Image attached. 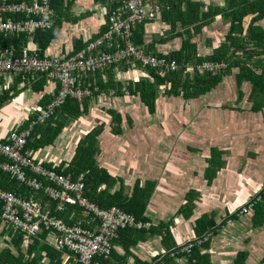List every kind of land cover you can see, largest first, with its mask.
I'll list each match as a JSON object with an SVG mask.
<instances>
[{
  "label": "crops",
  "instance_id": "obj_1",
  "mask_svg": "<svg viewBox=\"0 0 264 264\" xmlns=\"http://www.w3.org/2000/svg\"><path fill=\"white\" fill-rule=\"evenodd\" d=\"M194 1L202 4L201 12L208 8L219 10L213 22L191 40L199 56L209 55L221 44L229 29V21L223 15L227 11V0ZM71 13L77 22L62 23L42 55L72 52L75 40L84 42L106 25L107 8L93 0H76ZM250 18L245 19L246 28ZM142 23L144 49L170 55L181 48L183 41L176 35L181 29L171 31L161 20L160 11L153 20ZM255 25L264 29V18ZM5 41L8 46L13 45L10 39ZM23 43L18 47L24 46ZM28 47L38 49L33 38ZM136 70H141L136 80L148 76L137 65L136 69H129ZM118 73H115L118 81L114 80L124 87V79ZM236 75L237 69H232L209 93L190 100L157 91L152 114L138 96L101 94L89 102L87 112L78 118L65 121L67 116L62 114L37 127L62 130L52 144L29 145L31 149L27 148L26 153L35 162L55 166L65 173L79 141L93 129L102 127L97 136L95 164L113 180L110 193L120 191L129 198L136 185L144 188L147 182L153 183L143 213L146 226L131 236L119 233L109 259L103 260V264H235L240 256L245 257L244 264H264V221L259 225L253 223V209L235 213L264 189V140L254 143L261 153H254L255 149L253 153H245V156L257 155L260 159L246 158L239 164L242 155L236 153L237 127L243 125L244 119H249V124L264 128V107L259 112L251 111L252 85L248 81L238 84ZM224 87L232 89L233 93L227 94ZM56 90L55 82L43 78L31 81L9 73L0 74V140H5L14 129L26 128L31 115ZM222 101L228 102V106ZM260 113L262 117L257 120ZM116 115L119 119L113 129ZM261 136L264 139V131ZM38 137H41L40 132L36 134ZM247 144L251 143L244 142L243 146ZM236 155L239 159L231 160ZM104 187L101 185L100 189ZM40 203L55 211V205L44 196ZM200 219L205 223L198 224ZM207 233L211 234L209 240L189 254L169 256L173 249ZM18 236L0 219V253L8 250L15 257L21 252L24 260L35 261L33 264H71L54 248L51 231L41 229L27 242ZM132 237L134 244L130 242ZM31 244L37 246L28 253ZM9 259L1 257L0 264Z\"/></svg>",
  "mask_w": 264,
  "mask_h": 264
},
{
  "label": "built area",
  "instance_id": "obj_2",
  "mask_svg": "<svg viewBox=\"0 0 264 264\" xmlns=\"http://www.w3.org/2000/svg\"><path fill=\"white\" fill-rule=\"evenodd\" d=\"M53 0H0V74L20 75L31 81L43 77L55 82L57 90L49 102L34 112V119L26 128L14 129L5 140H0V171L10 180L31 190L23 197L0 186V219L27 242L38 235L41 229L54 234V248L66 259L80 264H101L111 255L112 241L120 229H142L146 226L134 216L112 207L99 208L85 196L84 175L57 172L55 166L46 167L35 162L25 151V145L34 125L50 118L67 100L81 102L92 90L85 81L88 75L102 72L119 64L149 68L158 72H173L179 69L174 59L156 56L143 46L133 43V28L144 20H153L160 11L159 0H110L117 2L108 19V29L94 40L88 41L81 50L61 51L52 55H40L36 48H29L37 32L49 31L55 22ZM65 2L67 0H64ZM71 1V0H68ZM102 5L104 4L96 2ZM25 36L22 47L3 45L5 38ZM224 61H204L196 66L188 65L186 72L219 73L227 69ZM135 67V68H132ZM39 79V78H38ZM128 94L126 87L121 88ZM53 202L55 211L41 205V197ZM249 199L237 214L253 209L254 200ZM66 205L76 206L87 219L89 227L81 223L66 224L56 213ZM56 212V213H55ZM211 237L210 233L188 240L173 249L169 256L189 254L202 246Z\"/></svg>",
  "mask_w": 264,
  "mask_h": 264
},
{
  "label": "trees",
  "instance_id": "obj_3",
  "mask_svg": "<svg viewBox=\"0 0 264 264\" xmlns=\"http://www.w3.org/2000/svg\"><path fill=\"white\" fill-rule=\"evenodd\" d=\"M75 1L76 0H67L65 2L64 0H53L51 2L55 17L53 27L49 31L37 32L33 36V42L38 45L40 55H42L43 51L55 39V33L60 29L62 23L77 22L76 17L71 13V8ZM97 1L104 4L105 10L107 8V15L105 17L106 25L102 27L100 32L93 34L84 42L80 39L75 40L72 46L73 51L71 53L81 50L85 47L88 41L94 40L100 33L108 29V19L111 10H114L118 3L110 0H93V2ZM159 4L161 20L169 26L171 31L181 29L176 35L182 39L183 43L178 51H173L170 55L152 53L149 49L145 50L158 57L165 56L168 59H174L179 66V69L173 72H158L149 68H143L148 76L139 77L136 81L129 82L126 87L128 94L130 96H138L139 101L147 108L148 113L152 114L154 112L157 91L160 92V90H162L163 92L161 91V93L166 96H181L184 100L194 99L209 93L224 79L225 76L230 74L232 69H237V83L240 84L243 81H248L252 85L249 97L252 104L251 111L259 112L264 107V58H261V56L264 55V29L255 24L264 18V0H227L225 8L227 11L223 12V15L229 21L228 32L221 44L214 48L211 54L202 56L197 54L196 45H194L195 43L191 40L195 35L200 33L202 28L213 22L214 16L219 13V10L208 8L206 12H201L202 4L194 0H159ZM249 16H251V18L246 28L245 19ZM135 27L132 31L131 40L137 45H142L141 36L143 23H139ZM5 39H10L11 43L16 47L21 46V42L26 43L27 41L25 36ZM5 39L2 43L3 45H8ZM249 47H252V49ZM204 61H224L228 66L226 70L219 73H197L195 69L191 73L186 72V67L188 65L196 66ZM129 69V65L119 64L102 72L88 75L85 78V81L90 83L92 87H97V89L92 90L91 94L83 98L81 103L75 100H67L50 118L34 125L25 145V151L28 150L27 148H30L29 145L31 144H34L35 147L52 144L62 130L60 127H57L56 129H37L41 124L52 122L53 119L62 114L67 116L65 121L76 119L80 115L86 113L89 107V102L96 99L101 94L122 97L124 95L121 90L122 85H120V82L116 83L114 77L116 72ZM138 69H141V67ZM15 76L29 80L20 75ZM38 78L40 79L43 77H37L36 79ZM116 84H118V87ZM50 99L46 101L49 102ZM46 101L42 106L47 103ZM59 111L62 112L59 113ZM33 115L34 114L31 115L25 126L34 119ZM118 119L119 117L117 115L114 116V122H112L113 129L117 126L116 122H118ZM59 125L61 126V124ZM101 128L102 127H97L96 129H93L79 141L75 154L68 166L69 168L65 173L70 172L73 175H84L85 196L90 201L94 202L99 208L109 209L117 207L126 213L133 215L136 221L146 223L143 213L151 196L153 183L147 182L144 188H138V185H136L134 190L131 191V196L129 198L122 196L120 191L110 193L113 180L109 177L106 171L97 168L95 164L97 136L101 133ZM38 132L41 133V137H38L39 139L36 138ZM115 132H117V130ZM34 138H36V140ZM47 166L48 165H46V167ZM48 167H51V165ZM56 171L59 172V169H56ZM5 176L0 173V186L3 189L12 191L23 197H29V195L32 194L31 190ZM101 185H104L105 187L100 189ZM257 195L258 199H255L253 204V223L255 225H259L264 221V189L259 191ZM50 204L52 206L54 205L53 202ZM56 215L68 225L81 223L83 227H89L87 219L83 216L82 211L76 206L66 205L64 210L56 213ZM198 222V224L201 225L202 223H205V220L200 219ZM140 231L142 230L127 227L120 229L117 232V236L121 232H124L125 235L128 234L131 236L135 232L140 233ZM18 237L21 238L20 234ZM116 238L117 237H115L113 241ZM130 242L132 244L135 243L133 237ZM32 244L31 246H28V253H31V251L37 246V244L35 246ZM4 256L10 257V259L5 260L3 264H33L35 262L25 261L24 255L21 252H18V255L14 257L10 255L8 250H6L0 253V258ZM192 258L195 259L196 263L197 259L193 257V255ZM244 259L245 257L243 256L238 257L235 264H244ZM99 261L103 264L102 258H100ZM69 263L80 264L71 261Z\"/></svg>",
  "mask_w": 264,
  "mask_h": 264
},
{
  "label": "rangeland",
  "instance_id": "obj_4",
  "mask_svg": "<svg viewBox=\"0 0 264 264\" xmlns=\"http://www.w3.org/2000/svg\"><path fill=\"white\" fill-rule=\"evenodd\" d=\"M140 73H141V70H139V71L138 70H136V71L126 70V71H119L118 74L120 75V77H122L124 79V80L122 79L123 82H124L123 86L127 87L129 82L136 81L137 75L140 74ZM114 79L116 81H118L116 74H115ZM223 90L227 94L233 93L232 92L233 90L232 89L229 90L228 87H226V88L224 87ZM222 103L226 104V106H228V102L222 101ZM256 117H257V120H260L261 117H262V114L260 113ZM237 129H238V132H237L238 150L236 151V153H237V155L238 154L242 155V158L239 161V164L246 158H252V159H255V160L260 159V157L257 156V155L254 156V157H251L250 155L245 156V153H248V154L253 153L254 149H255L254 153H256V154L257 153H261L260 148L257 145H255L254 143H257V142H260V141L264 140L262 138V136H261V133L264 131V128L262 126L257 127L255 124L251 125V124H249V119H247V120L244 119L243 120V125L241 127H237ZM244 142H249L251 144H254L255 147L252 148L251 144H247V145L243 146ZM246 146H248V147L245 148ZM237 155H236V157L231 158V160H236V158L239 159V156H237Z\"/></svg>",
  "mask_w": 264,
  "mask_h": 264
}]
</instances>
